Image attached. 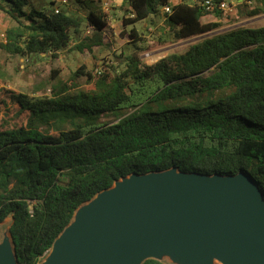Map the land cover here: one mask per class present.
<instances>
[{"label":"trees","instance_id":"1","mask_svg":"<svg viewBox=\"0 0 264 264\" xmlns=\"http://www.w3.org/2000/svg\"><path fill=\"white\" fill-rule=\"evenodd\" d=\"M173 1L124 0V27L161 16L176 40H188L223 26L220 12L201 5L207 0ZM77 2L86 18L61 10L26 13L27 0H0V11L17 23L0 47L23 58L56 57L75 41V51L92 53L109 19L96 1ZM209 15L217 20L204 22ZM85 24L95 40L82 38ZM128 34L134 43L141 38L136 29ZM6 104L27 114L25 125L0 120V224L12 218L18 264H40L82 205L130 177L244 174L264 197V28L205 38L151 66L130 56L119 74L81 67L52 85L50 96L10 92ZM109 117L118 122L102 121Z\"/></svg>","mask_w":264,"mask_h":264},{"label":"water","instance_id":"2","mask_svg":"<svg viewBox=\"0 0 264 264\" xmlns=\"http://www.w3.org/2000/svg\"><path fill=\"white\" fill-rule=\"evenodd\" d=\"M179 174L135 176L108 190L63 238L52 264H143L159 249L195 264H210V254L264 264V197L253 180ZM0 264H10L1 248Z\"/></svg>","mask_w":264,"mask_h":264},{"label":"rangeland","instance_id":"3","mask_svg":"<svg viewBox=\"0 0 264 264\" xmlns=\"http://www.w3.org/2000/svg\"><path fill=\"white\" fill-rule=\"evenodd\" d=\"M63 0H27L28 6L24 8L26 13L33 10L48 14L49 11H65L69 14L79 15L83 18L88 16V11L83 9L77 0H67V5ZM98 13L106 15L109 19V27L101 35L102 44L95 47L92 53H80L75 51L76 42L73 41L71 47L58 56L33 55L30 57H20L11 55L0 47V120L8 122L11 126L25 125L27 114H19L18 107L6 104L10 92L27 95L31 98L47 97L51 95L52 85L61 80L69 79L73 73L81 67H86L87 71L99 75L101 71L119 74L126 69L127 58L136 56L143 65L151 66L161 59L171 54H184L189 48L208 37L218 34L228 33L239 28H264V11L257 16L249 17L248 12L256 8L264 10V0H252V4H244L238 7V17L226 18L221 16L223 26L218 31L201 37H195L188 40H176L170 30L167 28L164 19L161 16H152L145 21L124 27L123 21L126 17L123 1L124 0H94ZM181 2L183 0H177ZM231 3H238L240 0H226ZM245 1V0H243ZM247 1V0H246ZM109 7L107 12L105 7ZM10 11V6H6ZM243 12V14H241ZM26 23V19H22ZM204 22L216 21L214 17L204 18ZM16 21L7 13L0 11V44L6 43V33L8 29L16 27ZM136 29L140 35L138 41L129 38V34ZM88 32H90L88 34ZM97 33L91 28L83 26L82 38L95 40ZM58 72L54 78V73ZM82 86H88L86 77L80 79ZM103 122L117 123L114 117L103 118ZM170 175H180L179 172L168 171L160 174H153L147 177H166ZM130 177L116 183L112 189L119 183L131 180ZM106 192L96 196L92 201L82 205L77 211L74 219L67 230L57 240L54 248L42 259L40 264H52L57 247L69 233L74 230L82 221L84 215ZM264 212V206H263ZM12 218H7L0 224V248L5 249L7 260L10 264H16L10 227ZM6 241H5V240ZM10 244V245H9ZM14 258V260H13ZM158 260L165 264H195L194 260L186 258L185 255L173 253L168 249H159L151 251L142 260ZM210 264H227L218 257L210 254Z\"/></svg>","mask_w":264,"mask_h":264},{"label":"built area","instance_id":"4","mask_svg":"<svg viewBox=\"0 0 264 264\" xmlns=\"http://www.w3.org/2000/svg\"><path fill=\"white\" fill-rule=\"evenodd\" d=\"M259 1H263V0H259ZM62 3L64 5H67V0H63ZM244 4H252V0H240L238 3H231L228 2L226 0L221 1V2H215L212 0H207L204 3H202L201 5L206 9V11H208L209 13H215V11H218L221 13L222 16L226 17V18H234V17H238V7L242 6ZM106 11H109V7L106 5L105 7ZM165 11L167 13H171L172 12V6H167L165 7ZM90 32H88L89 34ZM48 254V253H47ZM46 254V255H47Z\"/></svg>","mask_w":264,"mask_h":264},{"label":"crops","instance_id":"5","mask_svg":"<svg viewBox=\"0 0 264 264\" xmlns=\"http://www.w3.org/2000/svg\"><path fill=\"white\" fill-rule=\"evenodd\" d=\"M173 2H174V4H178V3H180V2H178L177 0H174ZM181 2H182V1H181ZM209 16H211V17L214 18V16H212V15H209ZM209 16H207V17H209ZM207 17H206V18H207ZM216 20H217V19H216Z\"/></svg>","mask_w":264,"mask_h":264},{"label":"bare ground","instance_id":"6","mask_svg":"<svg viewBox=\"0 0 264 264\" xmlns=\"http://www.w3.org/2000/svg\"><path fill=\"white\" fill-rule=\"evenodd\" d=\"M5 240V239H4ZM6 241V240H5ZM10 245V244H9ZM13 260H14V258H13Z\"/></svg>","mask_w":264,"mask_h":264}]
</instances>
